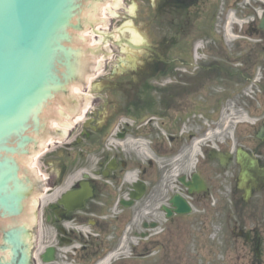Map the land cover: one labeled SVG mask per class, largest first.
I'll use <instances>...</instances> for the list:
<instances>
[{
    "label": "flooded vegetation",
    "instance_id": "1",
    "mask_svg": "<svg viewBox=\"0 0 264 264\" xmlns=\"http://www.w3.org/2000/svg\"><path fill=\"white\" fill-rule=\"evenodd\" d=\"M152 5L137 6L134 17L165 28L152 30L158 45L109 72L104 66V80L66 95L61 116L73 120L67 130L49 127L62 141L46 142L38 160L45 179L24 180L27 192L17 181L10 188L18 190L11 216L28 208L30 220L0 223V233L19 230L28 264H184L193 233L203 235L210 216L227 229V204L243 217H264V186L238 187L239 153L264 166V4ZM9 165L1 169L6 188L17 176ZM230 230L236 239L248 232L250 248L260 238L262 254L258 227L234 220Z\"/></svg>",
    "mask_w": 264,
    "mask_h": 264
},
{
    "label": "water",
    "instance_id": "2",
    "mask_svg": "<svg viewBox=\"0 0 264 264\" xmlns=\"http://www.w3.org/2000/svg\"><path fill=\"white\" fill-rule=\"evenodd\" d=\"M93 6V10L89 9ZM133 6L153 5L152 0H0V193L3 191L0 194V215L7 218L4 220L0 217V223L5 228L30 220V209L26 210V215L14 212L12 216L8 210H12L11 202L18 191L16 186L10 189L13 183L18 182L20 192L28 190L24 180L30 184L26 172L17 162V154H26L27 149L36 143L35 140H39L40 144L46 147V142L51 137L46 133L44 136L42 131L38 132L40 126L43 128L41 121L46 120L50 127H65L66 124L72 123L70 115L66 118L61 116V112H57L63 110V103L60 101L65 98L59 91L64 92L68 81L79 79L78 76L84 74L82 72L86 66L85 59L90 63L89 71L98 69L95 64L99 62L101 67L107 66V71L131 55L110 40L99 45L100 48L103 46L108 54L97 51L82 57L83 50L72 47L96 46L93 28L112 33L115 39L123 36L126 39L130 37L134 43L141 41L147 46L158 45L152 30L160 35L165 28L162 29L157 22L150 23L148 19L135 18ZM81 11L82 15L78 16ZM89 17L93 20V26L82 22V18L88 21ZM75 22L86 26L77 33L76 30L81 28L79 23ZM260 27L264 28V18ZM81 33L85 36L83 43L78 40L82 36ZM126 43L131 48H140L129 41ZM167 45L169 42L164 44V50ZM124 51L126 54L122 55ZM137 54L141 55V52ZM101 69L96 78L102 81L108 75L104 74L105 78H102ZM84 77L85 81L91 78L88 71ZM78 88L79 86L74 85L71 89L75 91ZM55 93L61 100L59 97L54 99ZM48 100L51 102L46 107ZM78 102L80 106L82 103V107H85L88 100L86 97L78 98ZM36 153L38 151L31 153L30 160L29 156L21 160L23 166H27L30 171L27 172L29 174L33 173L30 166L38 156ZM239 161L240 187L254 185L259 189L264 185V167H259L256 161L242 154L239 155ZM13 163L17 166V176L12 177V180L9 177L6 188V173L1 177L4 172V169H1L10 168L9 164ZM187 209H179V212H185ZM18 232V229H11L1 233L0 264H28V256L24 252V244L20 241ZM254 252L259 254L258 246Z\"/></svg>",
    "mask_w": 264,
    "mask_h": 264
},
{
    "label": "rangeland",
    "instance_id": "3",
    "mask_svg": "<svg viewBox=\"0 0 264 264\" xmlns=\"http://www.w3.org/2000/svg\"><path fill=\"white\" fill-rule=\"evenodd\" d=\"M260 2L264 4V0ZM216 217L213 215L209 217L203 235L200 234L197 238L196 232L193 233L192 243L185 249L182 257L184 264H264V243L260 260L254 262L251 248L244 244L243 238L236 239L230 230L232 222L237 220L245 224L247 229L258 227L264 238V217L253 214L243 217L240 212L232 210L231 204H227L225 231L221 230L220 224L215 220Z\"/></svg>",
    "mask_w": 264,
    "mask_h": 264
}]
</instances>
